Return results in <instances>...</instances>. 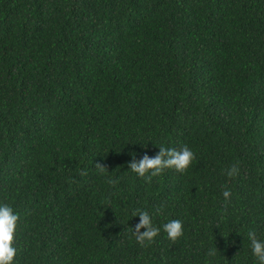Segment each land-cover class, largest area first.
<instances>
[{"label":"trees","instance_id":"1","mask_svg":"<svg viewBox=\"0 0 264 264\" xmlns=\"http://www.w3.org/2000/svg\"><path fill=\"white\" fill-rule=\"evenodd\" d=\"M158 145L195 158L127 169ZM0 202L19 217L13 264H253L264 0H0ZM134 209L183 236L139 244Z\"/></svg>","mask_w":264,"mask_h":264},{"label":"clouds","instance_id":"2","mask_svg":"<svg viewBox=\"0 0 264 264\" xmlns=\"http://www.w3.org/2000/svg\"><path fill=\"white\" fill-rule=\"evenodd\" d=\"M127 144L136 145L141 143ZM141 145L147 148L148 143ZM129 156L130 160L128 161L127 169L137 177L145 180L157 177L168 169L184 173L189 169L195 158L193 150L187 145H182L180 148L158 145V151L154 155H149L147 151L140 154L135 150H130ZM96 166L102 173L107 169L106 166L99 162H96ZM237 172L238 167L233 165L227 175L231 177ZM222 195L227 199L231 193L228 189H225ZM156 212L159 213L160 209H157ZM153 215L149 211L142 209H134L131 212V217H139L135 226L131 227L133 235L139 244L151 243L161 231L165 232L167 238L173 242L183 236V221L171 219L158 226L153 223ZM18 219V214L14 212L10 204L0 202V264H13L16 255L13 241ZM247 237L253 264H264V238L259 237L254 230L248 231ZM209 254H214L213 250L210 249Z\"/></svg>","mask_w":264,"mask_h":264}]
</instances>
